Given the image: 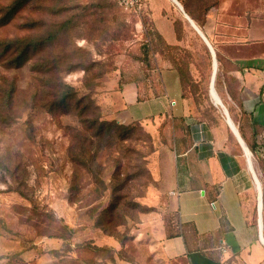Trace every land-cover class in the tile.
<instances>
[{
  "label": "rangeland",
  "instance_id": "obj_1",
  "mask_svg": "<svg viewBox=\"0 0 264 264\" xmlns=\"http://www.w3.org/2000/svg\"><path fill=\"white\" fill-rule=\"evenodd\" d=\"M15 1L0 0V19ZM187 1L216 51L211 35L216 30L215 18L209 12L220 0ZM233 1L231 6L236 11L260 6L264 10V0ZM68 19L71 23L61 26ZM156 22L174 29V43L166 40ZM163 29L172 39L169 29ZM51 34L56 36L43 52L18 65L10 62L16 52L0 49V264L11 262L14 253L19 254V246L28 245L30 238L59 236L71 226L99 224L101 212L116 200L114 187L118 185L125 197L120 204L124 218L117 223L123 224L110 226L109 231H116L123 240L121 256L136 264H158L148 259L149 252L141 242L131 241V232L139 226L142 214L148 212L143 202L149 188L160 186L154 179L158 166L165 178L174 172L172 148L166 147L172 140L170 120L166 119L165 124L157 118L123 122L120 131L129 138L118 144L116 136L97 138L96 144L86 142L84 149L79 146L71 151L72 129L81 130L82 135L86 130L77 115H54L42 106L49 100L46 94L39 98H46L43 102H35L32 95L38 81L32 64L46 58L55 60L56 68L49 73L51 80L65 81L75 88L78 97H90L98 105L90 116L106 121L112 118L107 113L110 95L133 77L137 59L146 55L145 73L159 88V66L176 71L180 66L184 72L182 93L191 101L195 120L217 129L230 153L252 177L245 151L223 107L215 103L214 93L215 98L211 96L212 54L173 0H143L142 9L132 12L123 10L115 0H29L0 25L1 41L42 39ZM217 76L216 91L237 125L238 116L230 99L237 82L226 69L218 70ZM12 85L15 90L11 109H7L3 92ZM51 88L53 84L47 85ZM251 151V166L263 184L257 157ZM93 153L96 155L91 160ZM96 251L102 256L111 254L108 249Z\"/></svg>",
  "mask_w": 264,
  "mask_h": 264
},
{
  "label": "crops",
  "instance_id": "obj_2",
  "mask_svg": "<svg viewBox=\"0 0 264 264\" xmlns=\"http://www.w3.org/2000/svg\"><path fill=\"white\" fill-rule=\"evenodd\" d=\"M233 4L220 0L210 9L216 27L211 35L228 73L237 79V101L230 99L242 133L238 129L245 142L255 146L264 179V10L260 6L236 11ZM156 24L174 43V29ZM159 78L160 88L147 80L146 98H140L145 87L140 82H122L107 105L109 115L120 122L151 116L170 120L172 127L166 147L172 148L174 172L165 178L160 165L154 172L160 186H151L143 202L153 208L142 214L131 241L141 242L148 259L158 264H264V183L261 232L258 181L244 171L217 129L195 120L178 72L159 66ZM71 228H76L71 236L36 238L21 252V260L6 264H136L121 256L120 242L99 228ZM95 246H108L111 254H96Z\"/></svg>",
  "mask_w": 264,
  "mask_h": 264
},
{
  "label": "trees",
  "instance_id": "obj_3",
  "mask_svg": "<svg viewBox=\"0 0 264 264\" xmlns=\"http://www.w3.org/2000/svg\"><path fill=\"white\" fill-rule=\"evenodd\" d=\"M28 1L29 0H16L9 8H7V11L4 13L2 18L0 19V25L5 24L9 19H11L13 17V15L15 14V12L20 7L25 5L26 2H28ZM115 1L119 4V6L123 10L129 11V12L133 11V10H128V9L124 8L118 2V0H115ZM179 1L184 6V9L188 13V15L201 28L199 18L197 17L195 12L191 9V5H192L191 2L187 1V0H179ZM69 20L70 19L63 21L61 23V26H64V28H65L67 26V24L71 23V21H69ZM58 31H60V30H58ZM55 36H56V34L55 35L51 34L50 36H48L46 38H42V39H34V38L27 37L26 39H10V40H3V41L0 40V49H2L3 52H14V53L16 52L17 54L10 59V62L18 65V64H21L24 60H28L32 56L43 52L45 50L46 46L49 44V42L51 40L54 39ZM216 56L218 57V60L220 63V65H218L219 72L221 69H226L227 74L229 76V73H228L229 68H227V66H225V64L227 65L225 58H223L222 54L218 50H216ZM135 62H137L136 64H138V69H136L134 71L133 77H131L130 80H132V79L137 80L138 82H140V84H142V86L144 85L145 86L144 87V93H145L148 91V87L146 86V83H148L147 80L152 79V77L149 75V72H148L149 76H147V73H145L147 70H146V67L144 65L147 64V62H148L146 55H145V57H142L141 59H137ZM32 67H33L32 70L34 71V73H36V79L38 81V85L36 86L38 88L34 91V94L32 95V96H34L35 102L36 103L43 102L46 98L45 99H39V98L43 94H46V96H47V98H49V100L44 101L42 103V106H47L48 111L54 115H56L59 112L64 113V114L73 113V114L77 115L82 127H84V129L86 130V132L82 135L81 130H78L76 128L72 129V132H71L72 142H71V146H70L71 151H73L74 148L76 149L79 146L82 149H84L86 142L88 144L90 143V145H94V144H96L95 140L97 138L101 139V138L107 137V138L111 139V138H114V136H116V143L117 144L120 141H123V140L129 138L128 134L126 132L120 131V129L122 127H124L121 124L123 122H120L115 118H111L110 121H106L107 119L101 120V119L95 118L93 116L92 117L90 116V112H92L93 110H96V108L98 107V105H96L90 97H86V95L78 97L75 88L72 87L71 85H69L68 83H66L65 81L51 80V77H50L51 75L49 73H51V72L53 73V71L56 68V61L55 60L50 61L49 59L46 58L42 61H38V62L33 63ZM176 69H177L178 75L180 77L181 86H182V90H183L184 72L180 66H178ZM216 78H218L217 75H216ZM234 80L237 82V79L235 77H234ZM42 81L43 82L45 81V82L42 83ZM126 81H129V80H126ZM126 81H123V82H126ZM50 84H53V88L47 89V85H50ZM14 90H15L14 85H12L10 87H7V89H5L3 92V101H4V104L6 105L7 109H11ZM234 91H235L234 96H232V98L234 99V101H237V87ZM144 93L142 94V96H140V98L148 97V95L147 94L145 95ZM48 96H50V97H48ZM183 96L187 97L186 95H184V92H183ZM107 111H108L107 113L109 115L110 112L108 110V107H107ZM148 118L153 119L154 117L150 116ZM165 120L166 119H164L163 121L161 120L162 121L161 124H165ZM137 121H142V120H137ZM199 122H201V121H199ZM236 123H237V126L239 127V120L238 119L236 120ZM113 130L115 131V133H112ZM89 131H92V134L89 135V133H88ZM240 131H241V128H240ZM120 132H121V134H120ZM241 133H242V131H241ZM249 145L256 155L255 146L251 145L250 143H249ZM95 155H96L95 153H93V155H91V160L94 159ZM74 160H77V157L74 156ZM262 167L264 168L263 164H262ZM114 189H115V192L117 194L116 200L109 207H106L104 209V211L101 212L102 213V220L99 222V224H94V226L101 229L103 233H105L109 236H113L114 238H116L120 242L121 245H123V242H122L123 240H121V238H119L120 237L119 234L116 233V231H114V230L109 231L110 226L117 227V225L123 224L122 221L124 218V215H122V213H121L122 211L120 210V206H121L120 204H121V201L123 200V198L125 196L121 194V191L119 190V185L117 187H114ZM124 205H126V204L124 203ZM143 206L148 211L152 210V208H153V207H150V206L145 205V204ZM120 217H121L122 221L117 223V220ZM75 230H76V228L68 227L67 233L66 234L61 233V234H59V236H71ZM33 241H34V239L30 238L28 241V245H26V246L21 245L20 250H18L19 254H18V252H15L13 258L15 260H21V258L20 257L17 258V256H19L21 254V252H23L24 249L29 248L30 244ZM94 248L96 250L108 249V251H111V248L108 246H95ZM14 259H12L11 262H13Z\"/></svg>",
  "mask_w": 264,
  "mask_h": 264
},
{
  "label": "water",
  "instance_id": "obj_4",
  "mask_svg": "<svg viewBox=\"0 0 264 264\" xmlns=\"http://www.w3.org/2000/svg\"><path fill=\"white\" fill-rule=\"evenodd\" d=\"M176 2V4L178 5V7L180 8V10L183 12V14L185 15V17L187 18V20L189 21V23L191 24V26L196 30V32L200 35V37L203 39V41L205 42V44L207 45L210 53L212 54L213 57V73H212V79H211V85H210V92H211V96L212 98H215L214 96H216L217 99H214L216 104H219L223 107L224 113L226 115V119L227 122L229 124V126L231 127L232 131L234 132V130L237 132V139L240 142V144H243L246 146V148L248 149V151L251 153V155H253L250 147L248 146V144L245 142V140L243 139L242 135L240 134V131L238 129V127L236 126V124L234 123L230 112L228 110V108L224 105V103L222 102V99L220 98L219 94L216 91L215 88V80H216V75H217V71H218V60H217V56H216V51L215 48L213 46V44L210 42V40L208 39V37L206 36V34L203 32V30L196 24V22L188 15V13L185 11L184 6L182 5V3L179 0H174ZM214 93V96H213ZM234 130H233V128ZM235 134V132H234ZM236 135V134H235ZM242 142V143H241ZM259 203H258V213H259V224H260V229L262 232V184L259 181Z\"/></svg>",
  "mask_w": 264,
  "mask_h": 264
},
{
  "label": "built area",
  "instance_id": "obj_5",
  "mask_svg": "<svg viewBox=\"0 0 264 264\" xmlns=\"http://www.w3.org/2000/svg\"><path fill=\"white\" fill-rule=\"evenodd\" d=\"M118 2L128 10L140 11L143 7V0H118Z\"/></svg>",
  "mask_w": 264,
  "mask_h": 264
},
{
  "label": "bare ground",
  "instance_id": "obj_6",
  "mask_svg": "<svg viewBox=\"0 0 264 264\" xmlns=\"http://www.w3.org/2000/svg\"><path fill=\"white\" fill-rule=\"evenodd\" d=\"M174 1V0H173ZM174 3H176L175 1H174ZM214 99V98H213ZM237 126V125H236ZM233 128V127H232ZM233 130H234V128H233ZM234 132L236 133V136H237V132L234 130ZM242 143V142H241ZM242 145V147H243V149H244V151H245V157H246V160L248 161V164H249V166H251V165H253L254 166V162H253V158H252V155H251V153L248 151V149L246 148V146L245 145H243V144H241ZM253 166H252V169H253V174H254V177L256 178V180L258 181V185H259V178H258V175H257V173H256V171L254 170V168H253ZM261 182V181H260ZM259 188H260V185H259V187H258V192H259Z\"/></svg>",
  "mask_w": 264,
  "mask_h": 264
}]
</instances>
